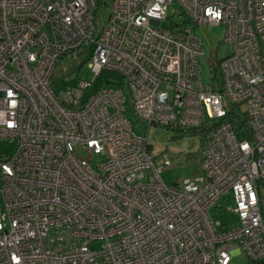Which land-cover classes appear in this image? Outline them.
Returning <instances> with one entry per match:
<instances>
[{"label": "built area", "instance_id": "obj_1", "mask_svg": "<svg viewBox=\"0 0 264 264\" xmlns=\"http://www.w3.org/2000/svg\"><path fill=\"white\" fill-rule=\"evenodd\" d=\"M101 2L104 25L97 0H0V138L17 139L0 161V264H264V0ZM173 3L181 18L163 25ZM202 24L225 26L220 85L201 80ZM77 51L92 79L57 90V62ZM104 68L123 83L85 95ZM129 115L220 123L200 169L167 186L170 161L155 166ZM228 193L239 223L218 230L209 210Z\"/></svg>", "mask_w": 264, "mask_h": 264}, {"label": "rangeland", "instance_id": "obj_2", "mask_svg": "<svg viewBox=\"0 0 264 264\" xmlns=\"http://www.w3.org/2000/svg\"><path fill=\"white\" fill-rule=\"evenodd\" d=\"M95 23H106L109 9L102 7L101 0H97L95 9ZM181 8L177 3L169 4L167 15L169 18L163 21V25H169L170 19L179 20ZM194 31L201 37L204 49L200 56V76L204 84L220 85L222 79L218 65L219 60L229 54V44L224 41L225 26L223 24H202L194 27ZM86 53L77 51L59 60L55 66L51 79L52 86L57 90L77 86L81 80H91L93 72L86 62ZM123 83L119 71L104 68L94 79L85 95H89L97 89L113 87ZM242 109H244L242 107ZM236 112L239 110L236 109ZM130 116V115H129ZM133 130L139 135H146L151 151L155 156L154 164L160 167L164 160H169L170 165L162 166L160 178L167 185L180 184L183 179L196 173L200 169L198 157L205 153V148L200 145L196 136H175L173 131L163 126L147 127L142 121L130 116ZM17 139L11 137L0 138V161L9 158L15 151ZM86 156V155H85ZM102 156L93 154L92 164H98ZM234 203L231 193L221 198L209 210L211 219L216 228H229L239 223L238 215L232 210ZM229 264H251L242 252H235Z\"/></svg>", "mask_w": 264, "mask_h": 264}, {"label": "trees", "instance_id": "obj_3", "mask_svg": "<svg viewBox=\"0 0 264 264\" xmlns=\"http://www.w3.org/2000/svg\"><path fill=\"white\" fill-rule=\"evenodd\" d=\"M226 118L232 122V125L234 126L238 138L240 139L244 138L245 137V133L243 129L244 119L240 117V115L234 114L231 111L228 113V116ZM218 123H220V121H216L215 119H209L201 127L198 128H172V127H166V128L171 129L175 136H181V135L196 136L200 141V145L206 150L211 134L216 128ZM203 155L204 153L198 157L200 161ZM258 185L259 186L262 185V188H264V181H258Z\"/></svg>", "mask_w": 264, "mask_h": 264}]
</instances>
